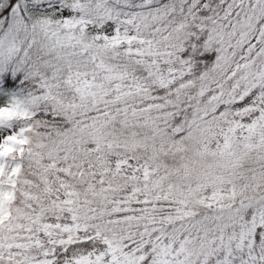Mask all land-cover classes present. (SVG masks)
I'll return each mask as SVG.
<instances>
[{
  "label": "snow or ice",
  "instance_id": "6c2138e0",
  "mask_svg": "<svg viewBox=\"0 0 264 264\" xmlns=\"http://www.w3.org/2000/svg\"><path fill=\"white\" fill-rule=\"evenodd\" d=\"M0 264H264V0H0Z\"/></svg>",
  "mask_w": 264,
  "mask_h": 264
}]
</instances>
